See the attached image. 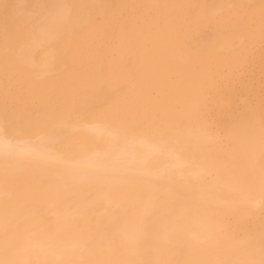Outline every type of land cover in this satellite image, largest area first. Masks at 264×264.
<instances>
[{
	"label": "bare ground",
	"instance_id": "obj_1",
	"mask_svg": "<svg viewBox=\"0 0 264 264\" xmlns=\"http://www.w3.org/2000/svg\"><path fill=\"white\" fill-rule=\"evenodd\" d=\"M0 4V262L264 264V0Z\"/></svg>",
	"mask_w": 264,
	"mask_h": 264
},
{
	"label": "rangeland",
	"instance_id": "obj_2",
	"mask_svg": "<svg viewBox=\"0 0 264 264\" xmlns=\"http://www.w3.org/2000/svg\"><path fill=\"white\" fill-rule=\"evenodd\" d=\"M1 1L3 0H0V3ZM0 8H2V6H0ZM0 12H2V9ZM1 15L0 20H2L3 13H1ZM256 92L260 93V97L264 96V80H248V77L245 74H242L241 69L240 76L233 84L229 83L225 87L219 88L216 91L215 99L217 104H214L215 110L212 111L210 115L211 118H213L214 123L218 124V126L224 124L228 120L229 116L240 108L239 102L241 97L247 98L244 103L246 105L254 106L255 112L259 113L261 119L264 121V109L259 102L260 97H255ZM229 109H233V111L228 115L227 110ZM9 123L10 122L7 124Z\"/></svg>",
	"mask_w": 264,
	"mask_h": 264
},
{
	"label": "snow or ice",
	"instance_id": "obj_3",
	"mask_svg": "<svg viewBox=\"0 0 264 264\" xmlns=\"http://www.w3.org/2000/svg\"><path fill=\"white\" fill-rule=\"evenodd\" d=\"M165 144H173L175 143V141L173 140H168V139H165L163 141ZM261 150L262 152H264V138H262V143H261ZM6 153H13L11 152L10 150H8L7 148V144H5V150H4ZM33 153H36V152H33ZM18 154H23V153H18ZM261 183L262 185H264V169L261 170ZM0 264H3V262H0Z\"/></svg>",
	"mask_w": 264,
	"mask_h": 264
},
{
	"label": "clouds",
	"instance_id": "obj_4",
	"mask_svg": "<svg viewBox=\"0 0 264 264\" xmlns=\"http://www.w3.org/2000/svg\"><path fill=\"white\" fill-rule=\"evenodd\" d=\"M246 100H247V98H246V97H241V98H240V102H241V103H244V102H246Z\"/></svg>",
	"mask_w": 264,
	"mask_h": 264
}]
</instances>
